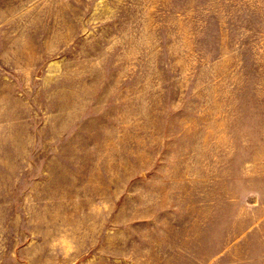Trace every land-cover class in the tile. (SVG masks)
Segmentation results:
<instances>
[{
    "label": "rangeland",
    "instance_id": "1",
    "mask_svg": "<svg viewBox=\"0 0 264 264\" xmlns=\"http://www.w3.org/2000/svg\"><path fill=\"white\" fill-rule=\"evenodd\" d=\"M0 264H264V0H0Z\"/></svg>",
    "mask_w": 264,
    "mask_h": 264
}]
</instances>
